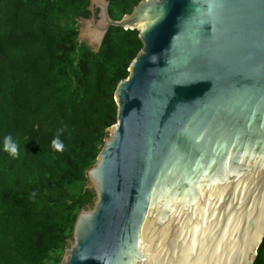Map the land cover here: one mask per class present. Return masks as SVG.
<instances>
[{
	"label": "water",
	"instance_id": "water-1",
	"mask_svg": "<svg viewBox=\"0 0 264 264\" xmlns=\"http://www.w3.org/2000/svg\"><path fill=\"white\" fill-rule=\"evenodd\" d=\"M108 4L90 0L84 18L96 50L110 26L137 30L142 48L58 264H252L264 236V0H140L119 20Z\"/></svg>",
	"mask_w": 264,
	"mask_h": 264
},
{
	"label": "trees",
	"instance_id": "trees-1",
	"mask_svg": "<svg viewBox=\"0 0 264 264\" xmlns=\"http://www.w3.org/2000/svg\"><path fill=\"white\" fill-rule=\"evenodd\" d=\"M114 20L140 0H107ZM90 0H0V264H58L81 206L85 172L116 122L114 93L142 48L110 26L98 50L79 43ZM60 133L65 148L51 142ZM19 155L4 151V138ZM252 264H264V236Z\"/></svg>",
	"mask_w": 264,
	"mask_h": 264
},
{
	"label": "clouds",
	"instance_id": "clouds-1",
	"mask_svg": "<svg viewBox=\"0 0 264 264\" xmlns=\"http://www.w3.org/2000/svg\"><path fill=\"white\" fill-rule=\"evenodd\" d=\"M51 146L56 151H63L65 148L64 143L60 140V133L52 140ZM4 151L10 156L16 157L19 155V145L13 141L11 136H5L4 138Z\"/></svg>",
	"mask_w": 264,
	"mask_h": 264
},
{
	"label": "rangeland",
	"instance_id": "rangeland-1",
	"mask_svg": "<svg viewBox=\"0 0 264 264\" xmlns=\"http://www.w3.org/2000/svg\"><path fill=\"white\" fill-rule=\"evenodd\" d=\"M97 10H98L97 8L94 10V14H96ZM77 25H78L77 41L79 43H86L87 45L91 46L93 49L96 50V48L98 46V42L96 40L92 39L91 37H89L90 36V34H89L90 29H87L85 31L87 26L91 25L90 22L88 20H85V19H78Z\"/></svg>",
	"mask_w": 264,
	"mask_h": 264
},
{
	"label": "bare ground",
	"instance_id": "bare-ground-1",
	"mask_svg": "<svg viewBox=\"0 0 264 264\" xmlns=\"http://www.w3.org/2000/svg\"><path fill=\"white\" fill-rule=\"evenodd\" d=\"M89 34H90V37L94 35V33L91 30H89Z\"/></svg>",
	"mask_w": 264,
	"mask_h": 264
}]
</instances>
